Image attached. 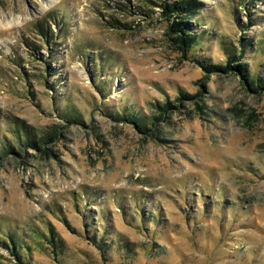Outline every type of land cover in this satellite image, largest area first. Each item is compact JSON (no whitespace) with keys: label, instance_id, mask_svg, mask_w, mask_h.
<instances>
[{"label":"rangeland","instance_id":"rangeland-1","mask_svg":"<svg viewBox=\"0 0 264 264\" xmlns=\"http://www.w3.org/2000/svg\"><path fill=\"white\" fill-rule=\"evenodd\" d=\"M178 1L0 0V264H264V0Z\"/></svg>","mask_w":264,"mask_h":264},{"label":"trees","instance_id":"trees-1","mask_svg":"<svg viewBox=\"0 0 264 264\" xmlns=\"http://www.w3.org/2000/svg\"><path fill=\"white\" fill-rule=\"evenodd\" d=\"M192 2L190 0H179L176 3H171L168 4L166 2L162 3V7L164 9V13L168 16H176L177 18H179V21L174 22L172 24H170V32L173 33H178L176 36L172 37V40L174 41V43L176 44V47L183 53L186 54L188 51V48L191 46V43H193V41L195 39V36L191 33H189L190 29H188L187 23H186V16L184 15L185 13L189 12L191 9ZM196 6V5H194ZM240 43V49L238 52V55L234 54V52L232 51V53L227 54L228 59L227 62L225 64L222 63H218V64H211V63H206V64H202V68L206 71V72H217V71H222V72H228L229 70H236L237 72H239L242 76H244V78L246 77V74H244V70H245V66L244 64L240 63V59L242 57V51L244 49V47L246 46V43L239 42ZM239 62V63H238ZM251 79L246 81V85L248 87L249 90H251L252 92H257L258 90L264 89V80H254L253 77H250ZM188 94H181L180 97H178L177 99L179 101H181L183 98L188 97ZM172 104L170 102H166L163 105H159V108L161 109L160 113H166L167 111H169L172 108ZM63 117L67 118L66 114L62 113ZM140 124H138V128L139 129H144L147 130V128L145 127V124L142 123V119L141 122H139ZM25 138H27L28 140V135L26 136L25 133ZM18 140L19 137H18ZM26 140V142H28ZM31 144H33L32 141H30ZM52 235L49 237V242L51 244H54L52 242ZM12 239V238H11ZM19 247H21V243L20 242H16V241H12V249H13V253L17 254V257L19 256ZM98 248L100 249V247L98 246ZM21 255V254H20ZM19 258V257H18Z\"/></svg>","mask_w":264,"mask_h":264},{"label":"clouds","instance_id":"clouds-1","mask_svg":"<svg viewBox=\"0 0 264 264\" xmlns=\"http://www.w3.org/2000/svg\"><path fill=\"white\" fill-rule=\"evenodd\" d=\"M17 23H19V18H17ZM12 25H9V27H11Z\"/></svg>","mask_w":264,"mask_h":264}]
</instances>
